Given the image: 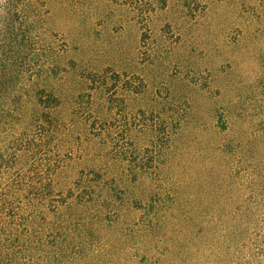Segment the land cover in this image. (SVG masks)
<instances>
[{"label":"rangeland","instance_id":"1","mask_svg":"<svg viewBox=\"0 0 264 264\" xmlns=\"http://www.w3.org/2000/svg\"><path fill=\"white\" fill-rule=\"evenodd\" d=\"M184 25L162 54L139 47L132 36L82 40L91 64H115L116 108L100 121L114 128L116 141L106 146L102 137L89 141L76 130L69 144L73 155L87 153L83 161L110 164L126 189L111 200L101 197L84 209H70L69 246H61V215H56L52 229L41 230L42 242L50 246L46 264H234L216 223L217 212L227 209L217 201V174L231 162V154L217 150L222 133L216 110L230 108L234 131L230 125L228 137L234 144L240 139L243 148L253 147L256 136L264 163V0H204ZM40 36L51 56L53 46L63 47L48 32ZM7 42L0 33V69L13 58L15 68H22V56H9ZM103 45L112 49L103 52ZM142 77L150 82L146 93ZM151 96L158 100L151 102ZM171 112L179 120L171 119L168 133L157 129L155 151L145 148L146 124H156L155 114L167 120ZM136 163L149 167L136 179L135 173L126 176L127 166ZM79 218L93 225L79 226Z\"/></svg>","mask_w":264,"mask_h":264},{"label":"trees","instance_id":"2","mask_svg":"<svg viewBox=\"0 0 264 264\" xmlns=\"http://www.w3.org/2000/svg\"><path fill=\"white\" fill-rule=\"evenodd\" d=\"M203 1L0 0V33L7 37V54L14 57L19 52L23 65L15 68L13 58V63L0 69V264H46L50 246L42 242L41 230L52 229L56 215H61L57 219L63 231L61 246H69L66 214L70 209H84L98 198L111 200L125 192L110 164L83 161L87 153L73 155L69 144L76 130L89 141L102 137L106 146L116 141L114 128L100 121V116L111 117L116 108L115 64L111 62V68L98 61L91 64L83 55L89 49L82 40L132 36L139 47L162 54L167 40L186 30L184 23L195 17ZM44 32L63 42L60 51L53 46L54 56L40 36ZM105 45L101 51L109 52L112 48ZM144 69L138 65L140 74ZM144 83L146 93L150 82ZM157 100L151 96V102ZM216 111L222 133L217 150L231 154V164L217 174L221 181L217 201L227 207L216 214L218 235L234 264H264L260 146L255 135L253 147L243 148L240 139L234 144V138L228 137L230 125L234 131L230 108L221 106ZM154 118L156 124L145 126L150 133L144 147L153 146L155 151L157 129L168 133L172 120L179 119L173 112L167 120L156 114ZM145 167L149 166L128 165L126 176L145 173ZM84 221L79 218L76 224L82 226Z\"/></svg>","mask_w":264,"mask_h":264}]
</instances>
